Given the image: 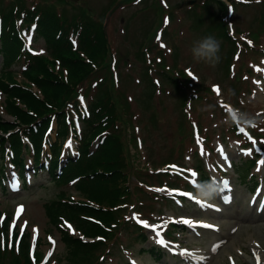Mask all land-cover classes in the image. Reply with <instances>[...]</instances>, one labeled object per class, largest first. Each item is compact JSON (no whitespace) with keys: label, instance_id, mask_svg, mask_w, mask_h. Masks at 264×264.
<instances>
[{"label":"rangeland","instance_id":"obj_1","mask_svg":"<svg viewBox=\"0 0 264 264\" xmlns=\"http://www.w3.org/2000/svg\"><path fill=\"white\" fill-rule=\"evenodd\" d=\"M190 1L0 0V11L15 9L23 2L26 8H41L69 21L85 11L99 27L105 28L109 38L110 66L86 83V100L80 98L79 110H85L103 89L102 85L112 89L119 110L120 134L128 147L131 196L121 212L128 221L117 231L115 239L107 243L95 264H197L190 261V253L205 250L212 243L216 245L199 264H257V256L259 264L263 260L264 164L260 161L264 160V0H221L227 5L226 9L215 2L217 0H195L193 5ZM225 31L231 39L223 36ZM207 36L220 42V61L215 66L194 59L191 51L195 42ZM26 38L34 54L47 55L41 38L29 32ZM1 49L0 71L3 68ZM12 70L19 71L20 66L14 65ZM16 76L22 82L21 76ZM216 87L220 89L219 94L214 91ZM4 105L5 97L0 91L1 113H4ZM233 109L255 123L236 124L233 129L234 123L229 120ZM74 120L62 147L64 152H74L78 140L75 142L74 137L81 135L83 126L78 123L76 114ZM57 127V124L53 126ZM239 128L243 131H238ZM245 130L257 139H250L248 135L249 147L240 134ZM50 136L54 141V133ZM98 145L94 142L93 149H98ZM218 149L224 150L225 157L227 155L228 174L218 173L214 168L221 162ZM45 150L47 152L48 148ZM249 150L260 157L256 165L250 166V173L244 175L252 160ZM204 164L208 170L205 172L213 176L212 181L221 184L224 179L232 184L224 194L230 197V202H225L221 192L211 200L198 198L199 178L191 172L197 169L196 165ZM221 164L223 166L224 162ZM170 166L181 169L188 166L190 171L177 179L186 181L192 188V199L164 187L181 184L180 187L185 188L183 182L162 175L170 177L165 170ZM9 171L11 185L6 191L0 188V217L3 214L0 226L7 231V237L14 233L28 234L32 246L29 253L31 249L37 264H69L61 234L50 224L47 204L61 198L62 194L77 202L87 201L73 184H57L47 173L35 176L31 186L22 187V180L18 182V178H14L16 172ZM256 184L260 185L259 190L252 193ZM201 202L213 205L216 212L201 210L198 206ZM208 205L203 206L208 208ZM19 206H23L24 211L17 219ZM169 214L189 216L192 221L206 219L220 230L193 227L181 220L171 222ZM143 222L156 226L155 230L144 227ZM137 225L145 229V240L138 237ZM160 239L164 245L158 243ZM156 245L165 253L159 261L149 253ZM4 255L8 261L21 256L18 252ZM0 264L8 262L0 261Z\"/></svg>","mask_w":264,"mask_h":264},{"label":"trees","instance_id":"obj_2","mask_svg":"<svg viewBox=\"0 0 264 264\" xmlns=\"http://www.w3.org/2000/svg\"><path fill=\"white\" fill-rule=\"evenodd\" d=\"M221 6L225 5L221 3ZM18 20L26 23V29L35 24L36 37L43 39L47 55H32L25 49ZM0 22L3 29L0 32L3 53L0 91L5 97L4 113L14 118L11 122L0 114V187H4L6 179L5 152L8 146L13 149L14 162L21 169L25 167L23 153L26 151L34 155L36 165L42 168L40 170L45 169L41 160H48V173L55 183L70 185L78 179L73 188L87 203L71 200L62 194L61 198L47 204L48 218L61 234L69 264H95L98 255L108 242L115 239L124 224L120 206L131 196L127 185L130 164L123 136L118 131L119 110L111 88L105 84L101 86L103 89L90 104V116L82 120L79 157L67 156L64 163L61 144L74 125L73 111L79 113L78 97L83 94L86 83L110 66L109 38L105 29L85 11L69 21L56 13L50 14L36 7L29 9L20 3L15 9L0 11ZM71 33L78 36L77 45L71 42ZM223 36L230 38L227 31ZM15 64L21 65L19 73L12 70ZM16 74L22 77V82L18 81ZM34 87L37 92L33 91ZM53 120L58 126L57 141L50 143V158L44 157L42 144ZM25 138L32 142L33 150L24 143ZM96 139L98 149H93ZM62 219L75 225L85 238L101 237L103 240L85 242L71 236L65 228H59ZM3 231L6 230L0 228V237ZM21 244V256L10 258L11 264H32L28 234ZM9 252L8 247L0 248V261L5 262L4 254Z\"/></svg>","mask_w":264,"mask_h":264},{"label":"clouds","instance_id":"obj_3","mask_svg":"<svg viewBox=\"0 0 264 264\" xmlns=\"http://www.w3.org/2000/svg\"><path fill=\"white\" fill-rule=\"evenodd\" d=\"M193 58L198 61H206L215 66L220 61L218 55L220 51V42L212 36H207L194 43L192 49ZM229 120L239 126H249L255 123L254 120L242 114L237 109L229 112ZM222 190L221 184L216 181L203 182L196 186L198 198L211 200Z\"/></svg>","mask_w":264,"mask_h":264},{"label":"snow or ice","instance_id":"obj_4","mask_svg":"<svg viewBox=\"0 0 264 264\" xmlns=\"http://www.w3.org/2000/svg\"><path fill=\"white\" fill-rule=\"evenodd\" d=\"M249 43H251V42H249ZM189 75H191V73H189ZM214 91H216L217 94H219L220 89H219L218 87H216V88H214ZM240 131H243V129H240ZM249 138L251 139V137H249ZM197 143H199V140L197 141ZM255 143H256V142L253 140V144H255ZM220 151H221V153L223 152L222 149H220ZM201 152H202V154H203V150H201ZM250 153H251V150H249V154H250ZM260 163H261V164H264V160L260 161ZM170 167L175 168V166H170ZM191 175H192V176H196L197 174L193 171V172H191ZM223 183H224V188H225V189H228V188H229L228 182H227V181H224ZM157 191H160V190L158 189ZM178 194H180V195H188L187 193H178ZM224 200H225V202H230V197H224ZM202 206H203V205H202ZM208 207H214V206H213V205H208ZM23 211H24L23 206H19V207L17 208V210H16V218H17V219H19V217L21 216V214L23 213ZM183 222H184V223H188V224H191V223H192V222L189 221V220H184ZM25 224H26V222H25ZM143 226H144V227H151L153 230H155V228H156V226H150V225H148L147 222H143ZM203 226H204V227H208V228H212V227H213L212 225H203ZM23 230H24L23 227H21V232H23ZM10 231H11V226H10ZM33 231H34V232H37L38 230L33 229ZM156 234H157V236L160 235L159 232H157ZM50 239H51V238H50ZM55 243H56V242L53 240V241H52L53 246H55ZM158 243H160L161 245H164L165 242H164L162 239H160V240H158ZM8 246L11 247V242H9ZM3 247H4V242H3L2 237H0V248H3ZM48 255L51 256V252H50ZM256 259H257V264H259V262H260V257L257 256Z\"/></svg>","mask_w":264,"mask_h":264},{"label":"bare ground","instance_id":"obj_5","mask_svg":"<svg viewBox=\"0 0 264 264\" xmlns=\"http://www.w3.org/2000/svg\"><path fill=\"white\" fill-rule=\"evenodd\" d=\"M221 155H222V158H225V156H224V154H222L221 153ZM177 193H180V192H178V191H176ZM187 194H189L188 192H187ZM169 219H172V220H178V218L176 217V216H174V215H172V214H169ZM183 219V220H182ZM182 221H184V220H186V218H184V217H182ZM197 222H202L203 224H205V225H207V224H209V222H206L205 220H202V221H197ZM197 222H192L191 224H189V225H191V226H194V224H199V223H197ZM216 244H214V243H212V244H210V247L208 246L205 250H200V251H196V252H194V254H192V257H189L194 263H200V262H202L201 260L203 259V258H205V255L206 254H209L210 252H211V249L212 248H214V246H215ZM254 264H255V262H253ZM260 264H264V257H263V260H262V262L260 263Z\"/></svg>","mask_w":264,"mask_h":264}]
</instances>
